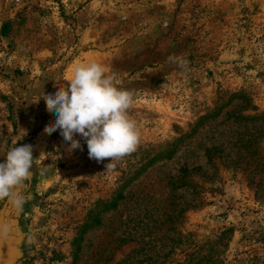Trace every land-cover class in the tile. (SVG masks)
<instances>
[{"label": "rangeland", "instance_id": "obj_1", "mask_svg": "<svg viewBox=\"0 0 264 264\" xmlns=\"http://www.w3.org/2000/svg\"><path fill=\"white\" fill-rule=\"evenodd\" d=\"M88 62L132 93L139 142L112 162L45 131ZM23 143L12 264H264V0H0V160Z\"/></svg>", "mask_w": 264, "mask_h": 264}, {"label": "clouds", "instance_id": "obj_2", "mask_svg": "<svg viewBox=\"0 0 264 264\" xmlns=\"http://www.w3.org/2000/svg\"><path fill=\"white\" fill-rule=\"evenodd\" d=\"M66 81L56 82L55 91L43 97L48 111L56 114L45 131L52 134L59 130L69 142V151H82V139L89 158L98 162L108 158L112 162L135 151L140 132L128 114L132 93L118 87L115 77L99 62L77 64ZM34 152L32 144L23 143L0 160V201L12 199L21 206L27 201L28 193L21 186L33 175Z\"/></svg>", "mask_w": 264, "mask_h": 264}, {"label": "water", "instance_id": "obj_3", "mask_svg": "<svg viewBox=\"0 0 264 264\" xmlns=\"http://www.w3.org/2000/svg\"><path fill=\"white\" fill-rule=\"evenodd\" d=\"M11 241L0 239V264H12L15 258V253L11 248Z\"/></svg>", "mask_w": 264, "mask_h": 264}, {"label": "trees", "instance_id": "obj_4", "mask_svg": "<svg viewBox=\"0 0 264 264\" xmlns=\"http://www.w3.org/2000/svg\"><path fill=\"white\" fill-rule=\"evenodd\" d=\"M186 264H191L190 262L186 263Z\"/></svg>", "mask_w": 264, "mask_h": 264}]
</instances>
